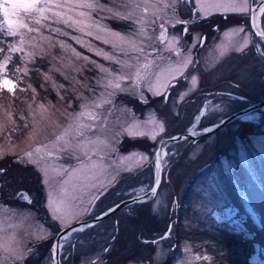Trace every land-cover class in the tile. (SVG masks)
<instances>
[{
	"label": "rangeland",
	"instance_id": "rangeland-1",
	"mask_svg": "<svg viewBox=\"0 0 264 264\" xmlns=\"http://www.w3.org/2000/svg\"><path fill=\"white\" fill-rule=\"evenodd\" d=\"M258 1L261 0H254L255 3ZM59 2L75 4L77 0ZM245 2L248 5L247 11L233 10ZM99 3L122 13L131 10L135 16H143L149 20L154 12L157 15L166 13L168 17L180 21L187 20L190 27L186 32L183 23H176L174 27L166 25L167 37L175 35L180 38L175 47L181 55L164 51L163 56L170 57L175 64L182 60L184 54L190 53L193 63L187 66L183 75L172 81L175 86L170 85L166 91L162 90V94L157 95L154 91H149V88L156 83V74L168 63L167 60L156 59L159 51L151 57L155 61L151 68L153 75L142 80L138 86H133L131 77L136 71L135 67L122 69L120 65L77 44L70 36H60L50 32L48 28H41V32L45 37L52 36L50 42L40 39L38 33L20 30L26 41L37 37L35 43L40 47L33 49L26 43L23 54L13 55L12 62L8 65L9 79H13L14 66H24L22 55H27L30 51L36 52L34 60L27 64L28 74H17L21 79L15 80L14 94L8 92L6 97L3 93L7 89L0 87V160L6 159L7 162V157H14L10 170L5 168V161L0 163V260L3 264H53L51 246L61 228L89 217L110 200L120 201L133 192H142L141 189L146 191L153 185L156 174L153 156L156 146L123 152L119 145L124 136L147 137L157 144L164 136L167 122L169 124L170 120L173 121V115L178 114L181 108L184 110L185 119L178 123L176 133L207 127L247 102L264 99V55L257 50L264 51V41L253 33L250 19L232 25L223 23L219 27L203 24L205 18L215 14L237 13L249 17L252 0H181L176 5L175 16L171 8L162 7L164 3H171V0H135L139 7L133 9L122 6L127 0H99ZM145 7L148 8L147 13L143 12ZM158 8L161 10L157 11ZM79 11L88 10L76 9L69 14L74 19H83L78 16ZM91 16L93 20L114 32L125 36L131 34L133 38H137V25L131 20L113 18L106 11L92 12ZM101 17L106 18L101 20ZM20 18L22 22L35 26L23 11L20 12ZM262 18L264 29V14ZM3 21V13L0 12V22ZM160 23L163 21L149 27V33L153 37L152 47L157 50L163 49L169 42L167 38L163 43L156 39L161 32ZM51 26L60 27L71 36L81 37L95 49H102L122 61L136 64L132 58L138 56V53L129 52L125 55L124 52H116L111 43L105 44L103 40L96 39L95 35L87 36L62 23H53ZM238 28H243V31L236 32L235 29ZM87 30L104 35L95 28ZM207 31H210L209 37L199 49L198 44ZM249 37V42L244 46ZM106 38L115 39L111 35ZM9 39L10 43H14L20 36ZM58 41H64L71 48L62 49ZM240 46H243V50H236ZM41 47L45 49L43 55L40 54ZM71 49L110 69L116 75L129 76V79L121 81L123 91L105 89L103 84H97V80L106 74L82 57L77 58ZM149 50L145 48L146 52ZM140 62H144L143 57H140ZM157 64L160 65L159 68L156 67ZM211 69H219L216 73L218 77L236 74L232 78L235 82H230L229 78L218 81L217 84L222 82L219 90L202 95L203 97L198 96L201 99L198 102H185L199 85L201 73L203 75ZM34 70L40 71L39 81L31 79ZM45 74L51 79L46 80ZM193 77L196 78L195 84L192 83ZM206 80L205 75L202 81ZM214 82L216 83L215 80ZM109 92L114 94L109 97ZM231 92L248 96L247 101L233 97ZM101 94L104 99H110L111 103L104 104L102 108L91 107L94 100L101 98ZM123 94L138 97L143 101V106L141 104L134 108ZM148 101L153 104H147ZM81 105H86L87 111L97 113L99 119L91 120L87 115L77 119V114L83 110ZM78 124L93 127H85L81 129L83 135H77ZM69 125L72 127L69 128ZM65 129H69L65 137L67 145L64 140L57 142L56 139ZM245 132L247 138L242 137ZM86 139L96 142L86 144ZM37 147L42 149L40 154L35 152ZM27 152H33L31 160L25 155ZM48 152L52 155L48 156ZM171 154V161L167 157L168 153L163 158L167 178L163 179L157 194L149 202L138 207L131 205L121 209L93 224L94 226H87L83 231L69 234L62 244V264H170V258L172 264H187L189 260L192 264H213L215 255L206 248L205 241L190 238L184 233L199 231L204 221L214 218L223 226L244 229L243 234L252 238L256 232L248 229L245 224L247 222H244L249 218L248 214L243 213L245 209L252 216L253 228L259 232L264 224L261 213L249 203L248 195L244 193L241 195L244 210L226 203L227 192L220 175L233 174L236 157L247 166L251 165L247 162V157H253L254 154L264 157V110L254 111L244 119L232 122L199 142L196 141L195 144H183ZM141 156H146L147 160H141ZM14 163L18 164L14 166ZM21 167H27L25 170L34 172L35 181L44 184L42 207L38 203V206L35 205L34 200H41L40 193L38 189L26 186L29 185V175L19 169ZM140 168H143V173L137 179L135 176ZM171 168L173 171L169 173ZM129 171H132V177L124 178L94 208L96 199L116 179H120L123 173ZM36 173L40 175V180L36 179ZM190 192L192 196H189ZM21 194H29L32 201L28 202ZM185 198L191 200L186 203L189 214L181 220L178 212L183 206L181 200ZM54 207H59L57 215L61 218H54ZM61 219L64 220V227H61ZM119 226L120 232L117 234ZM46 240L51 241L46 244L42 242ZM154 240L156 243H153ZM109 244L111 246L107 250ZM241 246L244 244L241 243ZM254 246L255 253H252L250 261L252 264H264V257L260 254L264 249L259 248L260 242H255ZM46 247L49 248V254ZM6 248L22 253L24 258L16 260ZM227 251L224 244L217 250L224 257ZM197 256L201 259H194ZM4 257L7 259H3ZM106 257H109L107 261ZM203 257L210 259L205 260Z\"/></svg>",
	"mask_w": 264,
	"mask_h": 264
},
{
	"label": "snow or ice",
	"instance_id": "snow-or-ice-1",
	"mask_svg": "<svg viewBox=\"0 0 264 264\" xmlns=\"http://www.w3.org/2000/svg\"><path fill=\"white\" fill-rule=\"evenodd\" d=\"M181 2V0H171V3H164L162 5L163 9L171 8L173 12V16H175V10L176 5ZM183 2H189V0H183ZM261 4L264 5V0H261ZM123 7L133 9L139 7L138 4L135 3V0H127V3L122 4ZM155 7V5H153ZM61 9H64L62 11ZM76 9H87L88 11H79L78 16L82 17L83 19H74L72 15L69 13L76 10ZM161 9H157V11H160ZM234 11L239 12H245L248 10L247 3H242L238 7H234ZM23 11L25 14L28 15L29 20L31 23L35 26H30L29 23L22 22L20 18V12ZM99 11H106L109 16L120 19V20H131L135 25H137L136 29V37L133 38L131 34L128 36L122 35L119 32H114L111 29L107 28L106 26L102 25L99 21L93 20L91 13L92 12H99ZM148 8L145 7L143 9V12L147 13ZM0 12L3 13L4 21L0 22V54L2 55V58H0V87H4L7 89L8 92L14 94L15 89V80L21 79V76L17 75L18 73H22L23 75H27L29 72V68L27 67V64L29 61L34 60L36 52L30 51L27 53V55H22V60L24 63L23 67L14 66L13 68V79H9L7 72H8V65L12 62L13 55L14 54H23L25 51V45L30 44L33 49L40 47L35 43L37 37H32L31 41H26L24 39V33L20 32L21 29H26L28 33H38L40 39L50 42L52 40V36L49 35L45 37L43 33L41 32V28H48L50 32L57 33L60 36L69 37L74 40L77 44H80L83 47H87L89 51H94L97 56H102L105 60L112 61L118 65L121 66V68H136V71L132 74L133 79V86H138L140 82L144 79H147L153 73L151 72V68L155 61L151 59L153 53H156L159 51V54L156 56L157 60L164 61L167 60V66L159 73L156 74V83L152 85L149 88V91H154L157 95L162 94V90L166 91V89L172 84V81L177 78L178 76L183 75L184 70L187 68V66L191 63H193L191 59V54L187 53L183 55L182 60L177 61L175 64L171 62V58L164 57L163 52L168 51L172 52L177 56L181 55V52L175 47L179 42L178 36H171L167 37V28L166 25H172L175 26L176 23H187L186 21H180L178 19H173L171 17H168L165 13L164 15H157V13H153V17L151 20L141 16L137 17L135 16L134 12L129 10L127 12H120L118 10H114L113 8H109L103 4L99 3V0H77L75 4L71 3H65L61 4L59 0H0ZM259 12L264 13V6H261L259 8ZM106 17H101L102 19H105ZM163 21V23H160V35L156 37L157 40H159L161 43L164 42V40L168 39V44L165 45L163 49L157 50L154 47H152L151 41L153 40V37L149 33V27L151 25H155L159 21ZM87 21H90V23H86ZM51 22V23H49ZM64 24L68 28H72L76 31H79L81 33H84L87 36H93L95 35V38L98 40H103V43L105 44H112L113 50L116 52H124L125 55L129 52L138 53V56H133V60L136 61V64H131L127 60H120L115 55H112L110 53L104 52L102 49H95L92 47L89 43L85 42L81 37L79 36H71L69 32L63 30L60 27H52L51 24ZM95 28L97 32L103 33L104 35H98L94 33L91 29ZM187 30L185 29V32ZM236 32L243 31V28L235 29ZM108 35H111L114 37V40H109L106 37ZM20 36V39L14 43L7 42V37H17ZM259 37L264 40V31L259 32ZM250 37L245 41V45L249 42ZM147 42V43H146ZM59 46L62 49H69L71 48V45L65 44L64 41H58ZM150 49L149 51H145V48ZM7 49V51H5ZM238 51L243 50V46L237 47ZM261 55H264V51H261L260 49H257ZM71 51L75 54L77 58H81L82 54L79 52H76L75 49H71ZM45 53L44 48H40V54L43 55ZM140 57L144 58V62H140ZM85 61H89L92 63L96 68H99L102 73H105L106 76L98 79L97 84H103L105 89H113V90H121V81L129 79V76L127 75H116L111 72L110 69L105 68L103 65L98 64L96 61H90L89 57L83 56L82 57ZM157 68L160 67V65H156ZM59 71V69H57ZM45 79H51L49 76L45 74ZM192 83H196V78L193 77ZM55 87V84H53ZM31 88V85L28 86ZM60 87H63L61 85ZM25 89H21V91H24ZM33 92H35V89H32ZM114 92H109L108 96H112ZM111 103L110 99H104L103 94H101V98L98 100H94L91 107L93 108H102L104 104ZM41 108H43V105H40ZM81 108L83 109L80 113L77 114V119L79 117L87 115L89 119L91 120H97L99 119V115L95 113L94 111H87L86 105H81ZM249 118V117H246ZM27 127V125H25ZM72 126L69 125V128ZM88 127L91 129L93 125H83L78 124L77 125V135H83V132L81 129ZM162 130V126H161ZM211 129H205V131H210ZM69 129H65L64 133L61 136H58L57 142H60L62 140L65 141V144L67 145V141L65 140V137L68 135ZM131 134V133H130ZM155 132L153 130V136ZM195 134V133H193ZM179 139V138H176ZM96 141L91 140H85V143H95ZM35 152L37 154H40L42 152V149L40 147H37L35 149ZM48 156H51L52 153L48 152L46 153ZM25 155L29 158V160L33 157V152H27ZM141 160H147L146 156H141ZM161 156L159 154L155 157V163L158 168L161 167L160 165ZM39 163V161H37ZM130 170V169H129ZM158 187V182H157ZM141 191H144V189H141ZM152 193L155 194V188L152 189ZM24 199H28L26 194H21ZM136 199H139V197H136ZM30 202V201H29ZM60 209L59 207L53 208V215L54 218H61L57 213H59ZM111 211V209H110ZM61 227H64V220L61 219ZM72 231H83V228H77L72 229ZM69 233H65L61 235V239L67 240ZM58 247H62V245H53V256L55 257L57 254ZM6 251L11 252V256L14 257L16 260H22L23 254L18 253L10 248H6ZM3 259H7V257H4ZM194 259L199 260L201 257L197 256L194 257ZM203 259L208 260L209 257H203ZM0 264H3V261L0 260ZM57 264L59 262L57 261ZM187 264H192V261L189 260Z\"/></svg>",
	"mask_w": 264,
	"mask_h": 264
},
{
	"label": "trees",
	"instance_id": "trees-1",
	"mask_svg": "<svg viewBox=\"0 0 264 264\" xmlns=\"http://www.w3.org/2000/svg\"><path fill=\"white\" fill-rule=\"evenodd\" d=\"M244 15H239L237 13H229V14H215L212 15L207 18H205V20L203 21V24L205 26L209 25L211 27H215V25H217V27L221 26L223 23L224 25H232V24H236L239 22H243L244 20L249 21L248 19H250V17H247ZM245 21V22H246ZM211 24V25H210ZM251 26V25H250ZM210 33V31H207L204 33V35L206 36V34L208 35ZM207 37V36H206ZM2 38V37H0ZM10 37H7V42L10 43ZM206 41V40H205ZM202 44V42H201ZM205 44V42H204ZM200 45V43L198 44L199 49L204 45ZM5 51H7V49H5ZM3 54H0V58H2ZM236 55V54H235ZM219 72V69H217L215 71V69H211L208 72H205V74L200 75V80H199V85L196 87L195 91L191 94V96L189 98H187V100L185 99V102L191 101V100H195V102L201 100L200 97H203L201 94L205 95V94H211L213 91L219 90V87L222 85V82L217 84L218 81H225L227 80V78H229L228 80H230V82H235L233 81V77L235 78L236 74H230V76H221L218 77L216 73ZM39 73L40 71H35L32 73L31 79H35V81H39L40 77H39ZM208 73H212L213 75H207ZM236 73V72H235ZM206 75V81H202L203 76L205 78ZM212 76V78H211ZM218 78V79H217ZM232 79V80H231ZM214 80L216 81V83L214 82ZM238 87H240L239 84H236ZM7 93L8 91H5L3 93L4 96L7 97ZM21 92H19L20 95ZM232 93V92H231ZM244 95V94H241ZM124 97H126L128 103L130 105H132L134 108L140 107L141 104L143 103V101L141 99H139L138 97L135 96H131V95H127V94H123ZM198 96H200L198 98ZM233 96V94H232ZM246 96V95H245ZM234 97V96H233ZM248 97V96H247ZM198 98V99H197ZM16 99H18V97H16ZM147 104H153L152 102H146ZM143 106V104H142ZM241 108V107H240ZM173 121L170 120V123L168 124L167 122V128L164 132V136H170L175 134L176 132H178L177 127H178V123H182L185 119V113L184 110L181 108L180 112L178 114L173 115ZM235 122V121H233ZM174 123V124H173ZM232 123V122H231ZM229 123V124H231ZM173 124V125H170ZM227 124V125H229ZM249 127V126H247ZM202 128H205L202 127ZM246 135V136H245ZM208 136V135H207ZM206 136L201 137L200 139L205 138ZM242 137L247 138V132H245ZM199 139V140H200ZM198 140V142H199ZM154 142L150 141L147 137H139V136H134V137H125L122 139L121 141V145H119L121 151L123 152H129L132 149H149L151 145H157L156 142L153 144ZM186 143H193L195 144L196 142L193 141H184L178 144H173L169 147L168 149V159L171 161V159L173 158L171 155V152L177 148H180L183 144ZM260 154V153H259ZM247 157V162L251 163L250 166H247V164L243 163L242 161L239 160V158L236 157V168L235 170H233V174L232 175H220V178L223 182V184L225 185V190H226V196H227V201L229 204H233V205H237L241 210H244L245 208L242 205L241 202V195L244 193L248 200L249 203L255 208L257 209L261 215L264 218V157L261 155H256L254 154V156L251 158ZM6 159H1V162H4ZM14 160L13 156L7 157V162L4 164L5 168H8V170H10L9 168L13 167V165L11 164V162ZM18 163H14V166H16ZM169 166V165H168ZM20 167V166H19ZM4 168V170H5ZM27 167H25L26 169ZM21 170H23L26 174L29 175V180L27 181L29 185L26 186H30V188H36L38 189L41 200H34L35 205L39 207H42L44 205V199H43V194H44V184H42L41 182L39 183L38 181H35V174L34 172L25 170L19 168ZM173 170L172 168L170 169L169 173H171ZM143 171H138L137 175L135 176L137 179H139L142 176ZM168 173V176H169ZM32 177V178H30ZM132 177V174L130 175V172L125 173L120 179L119 181H117L116 186L118 187V185L123 181L124 178H128L130 179ZM134 177V179H136ZM164 178H167V174L164 171ZM36 179L40 180V175L38 173H36ZM127 179V180H128ZM26 181V180H25ZM36 182V183H35ZM116 186L112 187L111 189L114 190L115 188H117ZM28 188V187H27ZM189 193V192H188ZM193 196L195 195V190H193ZM192 196L191 192L190 195ZM188 201L190 202V199H183L181 200V203L183 202V206L182 209L178 212L180 215V219L182 220L187 214H189V209L188 207H186V203H188ZM38 203V204H37ZM41 203V204H40ZM42 205V206H41ZM245 213V215H249V218H246V220H244V222L247 225L248 229H252L254 232H256V235L252 238L250 237H246L243 232L245 231L244 229H235L229 225L227 226H223V224H221L219 221H217L214 218H210L209 220H206L203 222V227L201 230L199 231H192V232H185L184 235L185 236H190V238H194V239H200V241H205L206 243V248L209 250V252H211L212 254L215 255V261L213 262V264H252V262L250 261L251 255L252 253H255V248L256 246H254L255 242H260V249H264V224L262 225V227L259 228V232L258 229H254L252 224V216L251 214H249L247 212V210L245 209V211L243 212ZM209 223V225H208ZM120 226L119 228H117L118 234L120 232ZM262 231V232H261ZM171 235V231L169 233V236ZM155 239V238H154ZM51 241V240H50ZM49 240L46 241H42L45 244L47 242H50ZM156 243V240L153 242ZM243 243L244 246L240 247V244ZM53 244V243H52ZM224 244L227 248L228 251L226 252V257H228V259L226 257H224L223 255L219 254L217 252L218 247ZM49 248L46 247V251L47 254H49L48 251ZM207 250V251H208ZM260 254L263 255L264 257V252L263 250L260 251ZM46 257V256H45ZM44 257V258H45ZM152 257V256H151ZM149 257V258H151ZM175 259V256L173 257V260ZM225 259V260H224ZM169 260H171L170 264H172V259L170 258ZM113 264V263H112Z\"/></svg>",
	"mask_w": 264,
	"mask_h": 264
},
{
	"label": "water",
	"instance_id": "water-1",
	"mask_svg": "<svg viewBox=\"0 0 264 264\" xmlns=\"http://www.w3.org/2000/svg\"><path fill=\"white\" fill-rule=\"evenodd\" d=\"M261 6H264L261 4V2H259L256 6H254L252 8L251 11V25L253 28V31L259 36V32L263 31L258 23H257V12L259 10V8ZM264 108V99L254 102L238 111H235L229 115H227L226 117L222 118L219 122L210 125L208 127H205L203 129H196V130H190V131H186V132H181V133H177L175 135L169 136V137H162L157 144V147L154 151V156H153V161L155 163V157L157 154H159L161 156V160H160V165L161 167L158 168L156 163H155V167H156V174H155V179H154V183L153 186L145 191V192H141L139 194H135L132 195L130 197H127L123 200H121L119 203L115 204L114 206L110 207L108 210L104 211V213L94 217V218H90L88 220L84 219L81 221H77L65 228H63L56 236L55 241L53 243L59 245H62V240L60 237L61 235L65 234V233H71L73 232L72 229H77L80 228L82 226H89V225H93L99 221H102L104 219H106L107 217H109L110 215H112L113 213H115L116 211L120 210L121 208H124L130 204L136 203V202H144L149 200L150 198L154 197L157 192L158 189L162 183L163 180V176H164V165H163V157H162V150L165 147H168L171 144H176V143H180L186 140H193V141H197L198 139H200L203 136H207L210 135L216 131H218L219 129H221L222 127L226 126L227 124L240 119V118H244L245 115L249 114L250 112L259 110ZM205 129H211L210 131H205ZM195 133V134H193ZM179 138V139H176ZM157 182H158V187H157ZM155 188V194L152 193V189ZM136 197H139V199H136ZM29 201H31L32 199L29 197L28 198ZM111 209V211H110ZM170 229L168 230L169 233ZM52 250V257H53V264H57V261L59 262V264L61 263V247H58L57 249V254L54 257L53 256V246L51 247Z\"/></svg>",
	"mask_w": 264,
	"mask_h": 264
},
{
	"label": "flooded vegetation",
	"instance_id": "flooded-vegetation-1",
	"mask_svg": "<svg viewBox=\"0 0 264 264\" xmlns=\"http://www.w3.org/2000/svg\"><path fill=\"white\" fill-rule=\"evenodd\" d=\"M189 5H191V4H189ZM192 11H193V9H192ZM194 11H195V9H194ZM229 14V13H228ZM209 15V14H208ZM207 15V16H208ZM205 20V19H204ZM183 21H186L187 23H183L185 26L184 27H186L185 29L186 30H188V28L190 27V24H188V21L187 20H183ZM193 21V20H192ZM215 27H217V25H215ZM185 31V30H184ZM205 35L203 34L202 35V39H201V42L202 43H204L205 42V40L209 37L207 34H206V36L204 37ZM201 42H200V45H201ZM245 101H247V100H245ZM134 193V192H133ZM151 200V199H150ZM150 200H148V201H146V202H149ZM121 201V200H120ZM120 201H112V200H110L102 209H100V210H98V211H96V213L95 214H99V213H101L102 211H105V210H107V209H109L110 207H112V206H114L115 204H117V203H119ZM146 202H142V204H144V203H146ZM141 203H134V204H131L132 205V207H138V206H140V205H142ZM131 205H129V206H126V207H124V208H121V209H125V208H129ZM120 209V210H121ZM120 210H118V211H120ZM118 211H116L115 213H113V214H116V213H118ZM112 214V215H113ZM112 215H110V216H112ZM95 216V215H94ZM109 216V217H110ZM118 223H119V220H118V222H117V225H118ZM86 228V227H85ZM117 234H118V231H117ZM145 239V238H144ZM146 239H148V238H146ZM149 239H151V238H149ZM74 247H75V245H73ZM110 244L106 247V249L107 250H109V248H110ZM109 259V257H106L105 258V260L107 261Z\"/></svg>",
	"mask_w": 264,
	"mask_h": 264
},
{
	"label": "bare ground",
	"instance_id": "bare-ground-1",
	"mask_svg": "<svg viewBox=\"0 0 264 264\" xmlns=\"http://www.w3.org/2000/svg\"><path fill=\"white\" fill-rule=\"evenodd\" d=\"M261 12H259V10H258V12H257V23H258V25L261 27ZM166 153H167V147H165L163 150H162V152H161V154H162V157H164L165 155H166ZM103 197V196H102ZM101 197V198H102ZM100 198V199H101ZM93 216H91V217H88L86 220H88V219H90V218H92Z\"/></svg>",
	"mask_w": 264,
	"mask_h": 264
}]
</instances>
